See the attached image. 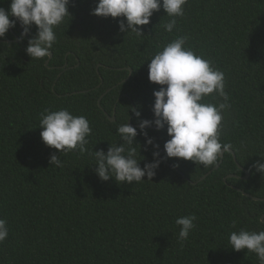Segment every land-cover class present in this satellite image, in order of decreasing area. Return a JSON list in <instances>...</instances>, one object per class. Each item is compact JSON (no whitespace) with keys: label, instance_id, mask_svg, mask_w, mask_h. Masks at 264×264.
Masks as SVG:
<instances>
[{"label":"trees","instance_id":"1","mask_svg":"<svg viewBox=\"0 0 264 264\" xmlns=\"http://www.w3.org/2000/svg\"><path fill=\"white\" fill-rule=\"evenodd\" d=\"M10 3L0 0V8L7 11ZM96 4L72 0L71 16L54 29L49 66V57L26 54L35 25L23 41L18 21L0 39V219L9 229L0 264H259L255 254L230 249L228 236L241 228L264 230V176L253 168L264 156V0H188L171 33L161 8L138 26L142 36L121 33L122 18L91 15ZM185 35L186 47L224 72L231 104L220 142L232 144L233 153L205 180L221 157L208 167L163 159L152 181L118 185L99 180L91 154L61 155L42 143L38 127L46 109L85 116L92 128L88 149L105 153L123 143L116 128L129 114L146 158L140 167L152 162L139 123L154 119L153 92L161 86L149 82L148 62ZM214 95L204 102L216 103ZM146 131L161 153L167 128ZM52 154L62 168L50 165ZM188 215L197 217L196 227L181 244L175 220Z\"/></svg>","mask_w":264,"mask_h":264},{"label":"clouds","instance_id":"2","mask_svg":"<svg viewBox=\"0 0 264 264\" xmlns=\"http://www.w3.org/2000/svg\"><path fill=\"white\" fill-rule=\"evenodd\" d=\"M72 0H11L9 10L0 8V39L17 21L22 28L21 41L28 36L33 25L37 31L28 39L26 54L32 59H42L51 55L50 49L57 41L55 28L65 17L71 16L69 5ZM188 0H97L91 15L101 18L119 19L121 33L142 36L138 26L150 23V18L161 8L171 19L164 24V30L171 33L177 25V17L185 15ZM14 17L15 19H11ZM188 36H179L167 43L148 62V80L161 86L153 92V120H140L141 112L131 108L139 123V134L145 137L144 150L151 147L152 162L144 163L140 155L141 146L135 144L137 128L127 122L116 128V135L123 143L110 144L108 151L88 149V137L92 128L85 116H74L67 108L51 111L46 109L40 114L39 127L42 143L56 149L62 155L76 151L94 157V173L102 182L114 180L120 184H139L152 181L163 159L177 158L191 161L204 167L216 165L223 153L229 152L233 145L221 143L222 120L225 112L231 109L230 97L225 91L224 72L212 67V61L197 55L186 47ZM166 86V87H165ZM215 94L216 103H205L206 97ZM222 101V102H221ZM155 126L157 131L167 128L170 137L163 147L165 157H160L159 144L148 136L147 128ZM137 146L139 154H137ZM139 155L140 159L137 158ZM253 164L257 173L264 176V156ZM50 165L62 168L63 161L52 154ZM147 177V180L144 178ZM195 215L180 216L175 220L179 226L177 235L181 244L195 229ZM237 220L232 226L236 227ZM9 236L7 221L0 219V243ZM230 249L236 252L246 250L255 254L259 264H264V230L255 231L241 228L228 236Z\"/></svg>","mask_w":264,"mask_h":264},{"label":"water","instance_id":"3","mask_svg":"<svg viewBox=\"0 0 264 264\" xmlns=\"http://www.w3.org/2000/svg\"><path fill=\"white\" fill-rule=\"evenodd\" d=\"M31 33V32H30ZM29 33V34H30ZM29 34H28V36H29ZM27 37V36H26ZM16 41L18 42L19 41V38L17 37L16 38ZM52 57H53V55H52V53H51V55L49 56V60L47 61V63H46V65L47 66H49V63H50V61H51V59H52ZM99 66H98V70H99ZM131 75H132V70H130V76L128 77V79H130V77H131ZM107 94V92L99 99V106L101 107V102H102V100H103V98L105 97V95ZM124 96H126V95H123V97ZM116 107H117V105H115V108H114V115H113V117L112 118H109L111 121H115L116 120ZM109 117V116H108ZM129 124H130V126H133V124H132V119H130V121H129ZM150 128H153V129H156L154 126L153 127H150ZM164 152V150L160 153V155L162 154ZM229 152H232L231 150L229 151ZM233 153V152H232ZM224 154L225 153H223V150H222V154H221V161H220V163L212 170V171H210L207 175H205L203 178H201V180L200 181H203V180H205L211 173H213V171H215V170H217L220 166H221V164H222V162H223V157H224ZM234 159H235V161H236V163H237V158H236V156H235V154H234ZM240 169H242V168H240ZM248 176H249V173L248 172H246V177L245 178H248ZM233 177V176H232ZM255 200H259V199H255ZM262 221L264 222V217L262 218Z\"/></svg>","mask_w":264,"mask_h":264}]
</instances>
